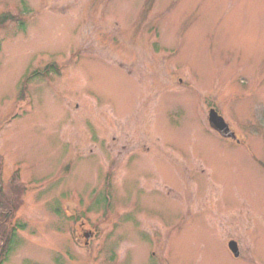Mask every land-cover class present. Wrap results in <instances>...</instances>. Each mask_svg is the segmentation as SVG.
I'll return each instance as SVG.
<instances>
[{
    "label": "rangeland",
    "instance_id": "obj_1",
    "mask_svg": "<svg viewBox=\"0 0 264 264\" xmlns=\"http://www.w3.org/2000/svg\"><path fill=\"white\" fill-rule=\"evenodd\" d=\"M12 232L4 264H264V0H0Z\"/></svg>",
    "mask_w": 264,
    "mask_h": 264
},
{
    "label": "water",
    "instance_id": "obj_2",
    "mask_svg": "<svg viewBox=\"0 0 264 264\" xmlns=\"http://www.w3.org/2000/svg\"><path fill=\"white\" fill-rule=\"evenodd\" d=\"M209 125L224 139L237 140L235 133L232 131L230 125L225 121V119L215 110H211L209 113ZM87 238H90L91 235L87 234ZM229 249L236 258L240 257L239 245L236 241H231L229 243Z\"/></svg>",
    "mask_w": 264,
    "mask_h": 264
},
{
    "label": "trees",
    "instance_id": "obj_3",
    "mask_svg": "<svg viewBox=\"0 0 264 264\" xmlns=\"http://www.w3.org/2000/svg\"><path fill=\"white\" fill-rule=\"evenodd\" d=\"M56 68H57V66H55V65L48 66L43 72H35L34 77L48 76L53 72L58 74ZM107 202L109 203V198H107ZM13 230L15 231V229H13ZM14 237H15V234L12 232L11 235L8 237V239L6 237V234L3 235V237L0 239V241L3 243V247L1 250V254H0V264H4L8 261V258L11 255V252L13 249L12 246H13V238Z\"/></svg>",
    "mask_w": 264,
    "mask_h": 264
}]
</instances>
